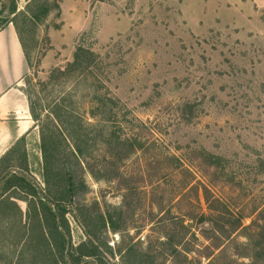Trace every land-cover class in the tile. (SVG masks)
Returning a JSON list of instances; mask_svg holds the SVG:
<instances>
[{"label": "rangeland", "instance_id": "obj_1", "mask_svg": "<svg viewBox=\"0 0 264 264\" xmlns=\"http://www.w3.org/2000/svg\"><path fill=\"white\" fill-rule=\"evenodd\" d=\"M31 1L0 0V49L19 52L13 70L0 52V173L7 167L10 182L23 178L51 209L60 205L72 260L264 264L244 237L264 230V0ZM77 49L86 77L80 68L51 75ZM58 108L93 126L96 145L122 134L144 153L119 164L117 179L86 173L88 190L57 194L56 204L40 147L57 148L69 169L76 135L55 122ZM9 196L0 264H63L39 239L37 198L16 188Z\"/></svg>", "mask_w": 264, "mask_h": 264}, {"label": "trees", "instance_id": "obj_2", "mask_svg": "<svg viewBox=\"0 0 264 264\" xmlns=\"http://www.w3.org/2000/svg\"><path fill=\"white\" fill-rule=\"evenodd\" d=\"M32 1L36 2L37 0ZM15 11V8L12 9L10 14H14ZM27 11L32 15V13H30L31 10ZM11 22L13 21H10V23ZM0 30L2 29L0 28ZM17 36L20 46L24 51L22 39L18 33ZM80 52H82L83 54V50H76L73 62L69 64L67 68H65V70H53L51 72V75H56L58 78L67 77L71 76V74L75 72L77 68H80V73H78V76L86 77V73L90 70V66H83V62L81 59L82 54H80ZM87 54L88 53H86V55ZM91 57L93 58V55H91ZM99 99L101 98L94 97V100L97 101L96 104H101L102 102L104 106V104H106L108 101V103L112 104V107H117L115 102L111 99L105 100L104 102L103 98L102 100ZM95 108H97V105ZM59 111L60 109L58 108L57 112L55 111L51 113L58 126H62L64 128L66 127V124H69L71 125V127H74L76 129V132H73L74 135L76 134L73 143V149L72 151H70V156H72L73 159V163L71 166L72 170H70L71 167L67 169L65 165H59L57 163L59 162L57 148L47 150L44 145L40 147L43 157L42 180L48 188L47 192L49 194H54L52 198H55L54 202L56 204L57 202L62 201L60 198L55 196L57 194L71 192L72 194L77 195L83 194L88 190V187L86 186L84 181V175L86 173H88L96 181H110L113 179H117L120 175V173L118 172L119 164L128 159L133 153H136V151L144 153L143 144H140L136 140H132L131 138H128L122 134H107V139L104 142H99V144L96 145V139H93V137L91 136L92 132L90 133V129L93 128V126L84 125L81 116H79L78 114H74L71 112L68 115H63ZM30 113L32 118L36 120V115L33 114L32 109H30ZM93 114L94 113H91L92 116H95ZM96 151L102 152V160L99 163H97L95 157L92 155ZM6 170L7 167H4L0 173V188L2 186L3 190H5L4 192H1L0 190V205H3L4 202L7 201L11 202L10 199L12 198L17 199L12 196H9L7 199L3 198V195L8 191L9 188L19 189V191L23 192L30 198H37V207L39 211L36 214V219L39 226V239H41L46 252L51 256H55L56 259L63 264H67L66 261H69V264H80L81 260H83L84 258L92 257V254H90V252H79L76 256V261L72 260V253L78 250L72 248L66 235V223L63 220V210H60V205L57 204L54 209H51V207L47 205V202L49 203L48 199H42L38 197L39 191L33 184H29V182L25 181L23 178L15 179V181L10 182L12 178H10L9 180L8 178L11 173L7 172ZM19 182H21L22 184H26V186H17L16 184ZM50 189H53L54 191L51 192ZM21 201L26 204L27 208L30 207V202L34 204L33 201H28L26 200V198ZM18 209L17 211H19ZM60 212H62V214H60ZM257 215H260V213H257ZM61 220L63 222V225L60 222ZM255 221L256 220L251 221L250 225L254 226ZM263 232L264 230H259L254 234H245L244 237L249 241L248 243L251 246V252L255 259L264 262V243L260 241V238L263 236ZM84 246L85 245L82 243L78 248L80 249Z\"/></svg>", "mask_w": 264, "mask_h": 264}, {"label": "crops", "instance_id": "obj_3", "mask_svg": "<svg viewBox=\"0 0 264 264\" xmlns=\"http://www.w3.org/2000/svg\"><path fill=\"white\" fill-rule=\"evenodd\" d=\"M0 52H1V58L4 56L5 65L7 64V61H8L7 57L9 56L8 58L10 60L11 66H12L11 69L12 70L14 68L17 69L18 62H19V52H18V48H17V51H16V53H15L14 56L12 54V50L11 49H9L8 51L6 49L4 51L2 49H0ZM7 53H8V55H7ZM2 70H3V66H2ZM0 103H1V97H0Z\"/></svg>", "mask_w": 264, "mask_h": 264}, {"label": "bare ground", "instance_id": "obj_4", "mask_svg": "<svg viewBox=\"0 0 264 264\" xmlns=\"http://www.w3.org/2000/svg\"><path fill=\"white\" fill-rule=\"evenodd\" d=\"M14 42V41H13ZM13 42L11 43V45L13 44Z\"/></svg>", "mask_w": 264, "mask_h": 264}]
</instances>
